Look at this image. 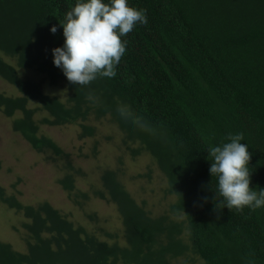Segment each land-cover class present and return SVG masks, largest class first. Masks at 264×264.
<instances>
[{"label":"trees","instance_id":"trees-1","mask_svg":"<svg viewBox=\"0 0 264 264\" xmlns=\"http://www.w3.org/2000/svg\"><path fill=\"white\" fill-rule=\"evenodd\" d=\"M127 2L146 10L147 24L121 37L126 51L115 77L81 87L67 80L52 54L64 44L60 23L76 0H0V78L20 93L0 92V111L33 149L63 158L58 183L75 206L104 200L122 224L115 232L91 231L49 202L23 203L0 185V204L23 218L15 230L25 245L18 250L0 239V264H264V206L224 207L208 154L209 146L229 142V133H242L251 153L250 187L264 189V0ZM6 58L44 81L21 77ZM42 83L63 86L68 97L45 94ZM89 93L96 99L88 100ZM121 103L147 130L121 118ZM38 111L47 115L37 120ZM103 120L119 133L126 154L152 158L169 201L162 212L136 200L119 167L104 169L89 191L80 189L81 169L40 131V124H76L81 137H93L92 123ZM152 172L148 167L144 177ZM86 218L98 220L96 213Z\"/></svg>","mask_w":264,"mask_h":264},{"label":"rangeland","instance_id":"rangeland-1","mask_svg":"<svg viewBox=\"0 0 264 264\" xmlns=\"http://www.w3.org/2000/svg\"><path fill=\"white\" fill-rule=\"evenodd\" d=\"M6 59H10V63L16 67L21 77L42 80L32 69L17 67L15 59ZM41 86L45 94L58 96L63 102L68 97L67 89L61 85L42 83ZM0 92L14 96L20 94L2 78ZM29 106L38 107L37 102L32 100ZM45 115V112L38 111L35 117L40 120ZM12 120L0 111V185L5 187L7 193L15 194L26 204L37 205L47 201L91 231L98 226L112 232L119 231L122 224L117 208L98 198L88 200L82 209L75 206L58 183L63 176V158H54L50 152H38L33 149L13 130ZM92 124L96 125V134L93 137H81L80 127L76 124H40V131L68 152L73 164L81 169L82 172L76 177V185L80 189L89 191L92 186L98 184L104 169L119 167L123 173L122 181L136 200L140 203L145 201L146 208L154 214L162 212L169 201L162 197L164 180L152 158L148 155L132 157L126 154L120 146L119 133L107 121ZM119 159L122 161L119 162ZM148 167L153 168L150 179L144 177ZM89 213H96L97 223L87 220L86 215ZM22 219L15 210L0 204V239L11 243L18 250H25L21 236L15 230V227L20 228Z\"/></svg>","mask_w":264,"mask_h":264},{"label":"clouds","instance_id":"clouds-1","mask_svg":"<svg viewBox=\"0 0 264 264\" xmlns=\"http://www.w3.org/2000/svg\"><path fill=\"white\" fill-rule=\"evenodd\" d=\"M137 24H147L145 9L128 5L127 0H76L60 23L64 44L52 49L53 63L60 68L67 80L81 87L98 78L115 77L116 66L126 51L127 41L121 37L130 33ZM57 31L56 26L50 29ZM95 100L92 94L86 97ZM121 118L132 122L142 130L147 125L139 117H133L128 105L118 104ZM243 134L229 133L220 146H209L212 158L211 176L218 178V192L226 201L230 211H243L264 206V189L256 191L250 187L251 172L247 165L251 160L248 146L242 144Z\"/></svg>","mask_w":264,"mask_h":264}]
</instances>
